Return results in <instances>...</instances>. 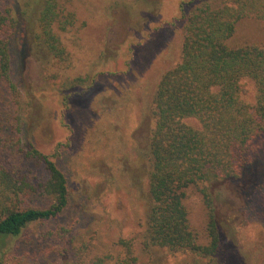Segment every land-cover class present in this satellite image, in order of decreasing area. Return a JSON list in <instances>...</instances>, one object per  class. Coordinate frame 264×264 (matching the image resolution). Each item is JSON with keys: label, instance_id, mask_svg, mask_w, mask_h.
Returning a JSON list of instances; mask_svg holds the SVG:
<instances>
[{"label": "trees", "instance_id": "16d2710c", "mask_svg": "<svg viewBox=\"0 0 264 264\" xmlns=\"http://www.w3.org/2000/svg\"><path fill=\"white\" fill-rule=\"evenodd\" d=\"M245 20L264 30V0H184L165 23L181 27L182 44L179 62L163 74L153 97L145 152L149 204L139 242L148 260L133 238L96 254L90 242L72 244L74 227L43 228L67 209V179L51 155L22 144L19 117L10 125L0 118V264H9L6 247L17 239L35 255L69 256L67 264H255L257 253L239 247L230 239L237 231L219 221L214 196L217 187L250 174L264 185V45L232 43ZM75 23L64 0H0V87L16 92L25 45L41 67L65 64L60 34ZM16 39L23 47L13 54ZM66 81L60 80V92L87 80ZM248 81L251 100L244 96ZM188 118L200 128L187 125ZM192 197L204 214L198 227L189 221Z\"/></svg>", "mask_w": 264, "mask_h": 264}, {"label": "rangeland", "instance_id": "374dc122", "mask_svg": "<svg viewBox=\"0 0 264 264\" xmlns=\"http://www.w3.org/2000/svg\"><path fill=\"white\" fill-rule=\"evenodd\" d=\"M182 1L64 0L76 23L60 34L68 54L60 67H41L27 45L18 39L12 43L13 54L23 47V69L21 77L13 79L18 91L10 94L0 87V118L10 125L19 117L22 144L51 155L65 175L67 209L43 228L74 227V246L90 242L92 251L102 254L114 252L112 245L119 238H133L141 259L149 258L139 246L149 204L145 152L154 127L156 87L180 59L181 27L165 23L178 14ZM238 27L233 44L264 45V30L257 22L245 20ZM73 78L87 81L73 88L69 83L60 92V80ZM246 87L244 96L251 100L253 83L248 81ZM184 122L200 128L192 118ZM253 178L250 174L217 187L214 196L219 221L227 231H237L230 239L256 252L255 264H264V185H256ZM189 204L190 224L198 227L204 217L201 204L196 197ZM22 244L20 239L8 243L9 264L70 260L54 252L35 255Z\"/></svg>", "mask_w": 264, "mask_h": 264}]
</instances>
